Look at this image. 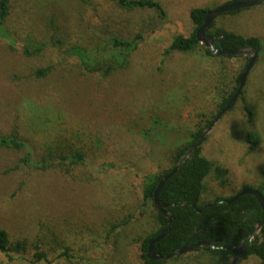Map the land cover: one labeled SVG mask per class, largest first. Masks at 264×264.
Listing matches in <instances>:
<instances>
[{"label":"rangeland","instance_id":"374dc122","mask_svg":"<svg viewBox=\"0 0 264 264\" xmlns=\"http://www.w3.org/2000/svg\"><path fill=\"white\" fill-rule=\"evenodd\" d=\"M157 1L165 20L150 11L118 9L108 0H11L7 29L15 44L0 41V136L14 132L36 160L53 158L56 165L46 171L24 168L23 153L0 149V230L11 242L26 240L29 246L10 264H34L36 244L48 253L42 264H143L137 240L158 229L154 208L143 206L144 178L174 167L173 147L147 141L145 133L159 120L179 135L165 137L166 144L183 146L187 133L217 115L248 63L247 56L208 57L203 50L165 55L173 37L191 34L192 9L212 11L230 0ZM216 30L264 43V2L219 16L211 32ZM136 34L142 36L136 49L110 51V39ZM23 47L44 51L26 56ZM78 60L91 68L123 66L109 75L88 74ZM256 60L244 97L238 96L201 146V155L226 171L228 181L221 187L211 173L201 204L260 183L264 57ZM44 69L50 71L37 79L36 72ZM250 131L262 140L255 154L244 143ZM49 152H78L85 160L61 168ZM111 226L121 228L109 235ZM183 259L186 264L201 260L197 253ZM0 262L6 263L1 257ZM235 264L262 263L248 257Z\"/></svg>","mask_w":264,"mask_h":264},{"label":"trees","instance_id":"16d2710c","mask_svg":"<svg viewBox=\"0 0 264 264\" xmlns=\"http://www.w3.org/2000/svg\"><path fill=\"white\" fill-rule=\"evenodd\" d=\"M108 1L121 10L150 11L153 12L158 19H166V11L164 10L163 4L157 0ZM247 1L249 0H230L227 4H237ZM11 4V0H0V41L14 45L15 42L7 29V22L12 11ZM244 10L246 9L225 13L220 16H235ZM209 11V9L204 8L192 9L188 14L190 24L193 28L191 34L188 36L178 35L173 37L170 45L165 50V55L169 53L191 54L198 50H203L206 56L216 57L211 55L209 50L201 47L196 39V32L203 26L204 19ZM215 21L216 19L212 22L206 34L214 38L222 36L221 39L217 40L216 47L218 49H226L233 52L252 50L257 52V59L260 56L264 57V43L259 38L243 37L223 30L211 32L215 26ZM141 41V34H136L130 40H122L114 37L110 39L108 44L110 51L121 53L122 51H132L136 49ZM44 48H46V46ZM44 48L40 47L37 50L30 52L26 47H23L21 48V51L26 56H34L43 52ZM72 54L76 55L79 53L77 51H72ZM117 56L120 58L121 54H118ZM78 62L80 65H83V70L88 74L97 75H109L123 66L119 65L118 68H114L110 66L106 67L99 63L96 67L91 68L83 60L81 62L78 60ZM244 70L237 79L236 87L233 91L227 96V98L222 99L218 107L217 115L225 109L237 91L239 80L244 73ZM49 71L50 69L38 70L35 77L37 79L43 78ZM239 96L244 97V92L241 91ZM246 110L250 119H252V111L248 108ZM217 115L214 116L212 120L205 122L204 126L200 127L197 131L187 133V142L181 147L173 146L172 144L167 145L164 138L167 136L170 137V134H172L173 131L168 130L159 120L153 121L152 129L149 131L152 135L146 132L145 137L147 141H152L153 143L157 142L159 146L173 147L172 160L174 167L170 170L151 174L144 178L145 182L142 189L143 206L150 204L153 207V196L160 181L172 173L175 167L186 156L189 149L200 140L204 131L210 127L212 121ZM172 136L177 138L179 135L174 132ZM183 139L184 137L176 140L181 141ZM244 143L248 147V153L255 154L261 146V136L255 131L247 132L244 136ZM201 146L191 155L190 158H186L185 162L179 165L178 173L169 177L159 193V200L163 204L168 205L165 211L172 218V227L164 238L153 245V253L156 256L166 257L173 252L179 251L184 246H192L203 242L206 244H213L216 248L214 250L200 248L191 252L199 254L201 259L199 260V263L194 261L192 264H230L238 254L239 247L243 243L244 248L248 251L244 253L240 259L245 260L248 257H253L264 264V225L262 224L264 213L258 202L251 196H241L230 205L226 203L244 189L257 190L264 198V169H260L259 171L260 183L256 189L247 186L229 198H217L213 202L201 204V197L204 192V182L211 173H214L215 178L218 180L221 187H225L228 182L226 179V171L220 167H216L211 161L201 155ZM0 149L23 153V157L20 159L19 164L24 168L46 171L55 168L56 165L53 158L49 160H36L29 145L20 139L14 132L10 133L7 137L0 136ZM69 155L48 153L49 157H55L58 160V167L61 168L66 164L74 167L82 164L85 160V157L78 152ZM110 168H114V165H110ZM219 202L224 203L217 204ZM198 211L200 213H198ZM154 221L155 226L158 227V229L148 236L137 240L140 244L139 250L142 263L167 264L169 262H182V264H186L184 262L185 259H183L185 255L165 261H152L148 259L147 253L150 243L155 241L160 236L161 232L168 226L167 219L162 215L155 213ZM120 228V226H111L110 231L108 232L109 235L115 233ZM257 228H259V230L257 234L254 235ZM253 235L254 238L251 240L250 237ZM230 246H233V249H230ZM32 249L34 251V264H42L47 261L48 253H45L44 250L41 251L40 245L36 244ZM28 250L29 246L26 240L11 242L8 234L5 231L0 230V257L5 259V264L12 263L15 256L19 257L24 255ZM0 264L3 263L0 262ZM187 264H191V262L189 261Z\"/></svg>","mask_w":264,"mask_h":264},{"label":"water","instance_id":"95a60500","mask_svg":"<svg viewBox=\"0 0 264 264\" xmlns=\"http://www.w3.org/2000/svg\"><path fill=\"white\" fill-rule=\"evenodd\" d=\"M264 0H249L247 2H243V3H237V4H226L224 6H221L215 10L209 11L204 19L203 22V26L196 32V39L199 42V44L209 50L210 54L216 57H220V56H247L248 57V63L245 67L244 73L242 74L240 80H239V87L237 89V91L235 92V94L233 95V97L231 98V100L229 101L228 105L225 107V109L223 111H221L217 117L212 121L211 125L209 128L206 129V131H204L202 137L200 138V140L189 149V151L187 152L186 156L181 160V162L175 167V169L172 171V173L169 176L164 177L157 189L155 190L154 196H153V207L154 210L156 212V214L158 215H162L163 217H165L168 221V226L167 228H165L160 236L153 241L152 243H150L149 247H148V253H147V257L148 259L152 260V261H165V260H169L181 255H185L188 253H191L197 249H204V248H209L211 250H214L216 247L213 244H206L203 242L197 243L195 245L192 246H184L182 249H180L179 251L173 252L170 255L166 256V257H161V256H156L153 253V245L157 242H159L162 238H164L166 236V234L171 230L172 227V218L171 216L165 211L166 208L168 207V205L163 204L158 196L159 193L163 187V185L165 184V182L169 179V177L171 175H175L178 173V167L181 163H184L186 158H190L191 155L203 144L205 137L207 135V133L211 130L212 126L218 121V119L227 111H229L231 109V107L233 106L234 102L236 101V99L238 98V96L241 94V91L243 89V86L245 84L247 75L249 74V72L251 71V69L253 68L256 59H257V52L256 51H252V50H244V51H239V52H233V51H229L226 49H218L216 47L217 44V40L221 39L222 36H218L216 38L209 36L206 34V32L209 30L210 25L212 24V22L218 18L220 15L225 14V13H229V12H236V11H240L243 9H249L252 7H256L259 6L261 3H263ZM241 196H251L253 198L256 199V201L258 202L261 210L264 213V198L263 196L257 191V190H252V189H244L242 190L237 196H235L234 198H232L231 200L227 201L226 203L228 205L232 204L233 202H235L239 197ZM224 202H219L217 204H222ZM216 205V204H214ZM198 213H200L198 211ZM264 225V220L263 223ZM259 228H257L255 230L254 235L257 234ZM254 235L251 236V240H253ZM230 249H233V246H230ZM248 250L244 248L243 243L241 244V246L239 247V253L234 257L232 263L230 264H235L240 257L246 253Z\"/></svg>","mask_w":264,"mask_h":264},{"label":"flooded vegetation","instance_id":"af4514ba","mask_svg":"<svg viewBox=\"0 0 264 264\" xmlns=\"http://www.w3.org/2000/svg\"><path fill=\"white\" fill-rule=\"evenodd\" d=\"M237 196V195H236ZM239 253V252H238Z\"/></svg>","mask_w":264,"mask_h":264}]
</instances>
